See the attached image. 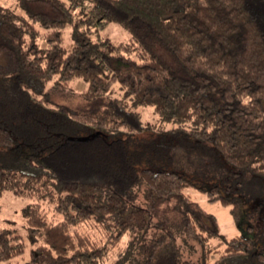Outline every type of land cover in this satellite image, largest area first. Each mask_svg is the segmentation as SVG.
Segmentation results:
<instances>
[{
	"label": "trees",
	"instance_id": "trees-1",
	"mask_svg": "<svg viewBox=\"0 0 264 264\" xmlns=\"http://www.w3.org/2000/svg\"><path fill=\"white\" fill-rule=\"evenodd\" d=\"M113 22L133 39L95 38ZM68 27L72 37L65 42ZM76 80L87 85L80 103L58 104L43 90L53 82L73 91ZM140 105L151 106L160 123H177V134L211 145L229 165L264 178V0L0 2V149H34L26 161L36 170L0 165V197L12 191L32 200L24 208L35 245L29 264H98L127 238L140 242L142 264H194L187 252L195 245L199 264L254 252L264 264V249L251 237L223 234L218 217L187 193L194 182L142 167L138 144L56 131L63 117L109 133L161 130L160 123L142 121L134 109ZM16 123L40 127L46 136L19 142ZM201 190L240 222L239 197L219 185ZM25 249L21 235L0 229V264Z\"/></svg>",
	"mask_w": 264,
	"mask_h": 264
},
{
	"label": "rangeland",
	"instance_id": "rangeland-1",
	"mask_svg": "<svg viewBox=\"0 0 264 264\" xmlns=\"http://www.w3.org/2000/svg\"><path fill=\"white\" fill-rule=\"evenodd\" d=\"M71 3V0H64ZM1 3L7 4V0H0ZM11 2V0H10ZM90 7V4H86ZM74 10V19L76 11ZM72 27H68L64 31L65 42L71 41ZM108 37L115 41H129L133 39L132 32L123 24L109 23L101 27L95 38ZM73 91L59 90L53 82L45 84L44 92L48 94L50 100L63 105H72L83 101V90L86 83L81 80L73 82ZM113 94L122 96L120 84H114ZM44 96L37 95V99L41 100ZM49 107L54 105L47 104ZM135 110L142 113V121L144 123H160L159 116L154 112L151 106H138ZM43 123H46L43 121ZM56 125L57 132L65 136L72 137H91L96 133L103 135L107 139L124 138L131 144H138L143 150L140 152V161L142 167H150L155 170L166 169L177 171L195 183L196 187L187 189V193L198 201L208 212L218 217L219 227L223 234L228 237L235 235H247L251 237L257 245V249H264V178L253 175L243 170H238L229 165L218 151L208 146L200 145V141L192 139L185 131L176 133L173 131L178 126L177 123H160L161 130L145 131L143 133H131L125 129L118 132L109 133L104 130L82 127L63 117L61 124ZM53 125V124H50ZM38 128V129H34ZM15 134L20 141H33L36 137H45L47 132H41L40 127L24 126L22 124L13 127ZM30 141V142H31ZM38 140L37 142H39ZM26 142V143H30ZM37 149V148H36ZM34 149L19 148L16 150L0 149V165L15 167L35 173V169L28 166L27 158L33 153ZM219 157V158H218ZM238 173V174H236ZM213 185H219L223 188V192L227 196L239 197L243 202L242 218L240 222H236L231 214L230 207L220 203H210L206 194L201 189H209ZM140 198L144 196L145 185H141L138 189ZM32 200H26L17 197L12 191H6L0 197V229L11 228L14 233L24 238L26 245L25 253L10 264H29L30 252L35 245L32 243L28 235L27 214L24 208ZM85 227V226H83ZM82 227V229H84ZM87 228V227H85ZM94 234L100 237L96 229ZM146 235V233L144 234ZM129 238L124 243L115 248V254L104 262L98 264H142L143 249L140 245L132 242L128 244ZM146 239H141L144 243ZM182 239L180 243L182 245ZM191 244L195 245L196 243ZM195 249L187 252V255L194 264H199L201 257V248L195 245ZM125 252L123 259H120L118 252ZM257 252L248 255L238 256L234 259H228L221 264H261L256 259ZM218 255L212 256V261L216 260Z\"/></svg>",
	"mask_w": 264,
	"mask_h": 264
}]
</instances>
